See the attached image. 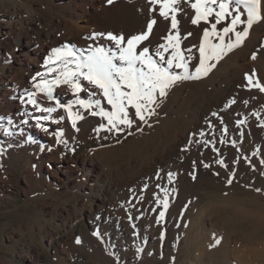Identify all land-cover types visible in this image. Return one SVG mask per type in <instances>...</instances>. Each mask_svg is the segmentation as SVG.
Here are the masks:
<instances>
[{
  "label": "rangeland",
  "instance_id": "rangeland-1",
  "mask_svg": "<svg viewBox=\"0 0 264 264\" xmlns=\"http://www.w3.org/2000/svg\"><path fill=\"white\" fill-rule=\"evenodd\" d=\"M191 3L195 0H181V11L174 14L180 50L194 72L209 26L191 22L195 17ZM161 7L153 0H0V89L2 79L11 80L8 87H13L11 95L0 96V112L12 121V125L0 121V148L4 149L0 153V264H209L208 257L215 252L216 264H264V238L237 244L227 228L238 224L243 235L255 228L256 218L264 221V163L261 175L251 174L253 164L241 167L246 156L233 157L232 163L228 154L232 138L221 135L225 127L239 135L244 132L240 126L233 128L239 116L264 121V92L252 87L260 94L254 97L262 109L250 115L245 104L251 98L241 93L249 88L248 82L234 65L235 59L238 65L247 62L264 84V18L254 40L240 53L233 48L218 61H210L216 66L206 76L178 81L166 96L157 95L154 114L145 121L129 106L134 123L122 125L119 133L100 127L107 120L92 115L95 105L78 104L83 119L76 121L75 128L68 112L57 107V99L61 104L77 97L91 101L86 90L92 84L83 77L79 92L60 84L53 88L55 99L49 101L34 88L56 75L47 73L45 65L52 48L68 44L85 55L90 47L115 49L107 33L123 35L121 47H126L127 39L146 32L151 20L156 23L148 39L135 50L138 54L148 48L154 60L168 67L173 49L164 52L163 60L156 53L160 45L168 44V35L176 36L177 29L171 27L173 13L164 18ZM87 14H92L89 24L83 20ZM230 19L218 23L217 31L223 34ZM208 20L216 23L214 16ZM243 27L238 25L236 31ZM234 40V33L225 37V43ZM38 60L40 65L35 64ZM224 60L229 62L224 65ZM220 67L227 69L216 75ZM171 71L183 74L175 64ZM61 89L74 97L62 100ZM29 91L37 92L41 108L57 107V111L46 113L27 103ZM91 98L112 110L101 89ZM226 105L236 106L233 121L219 113ZM47 115L52 119H36ZM61 116L64 120L56 123ZM258 125L264 136V124ZM4 126L14 134H5ZM61 130L66 143L58 144L56 132ZM255 148L264 154V143ZM221 160L223 164L218 163ZM163 189L168 191L167 210L157 203V196L164 198ZM224 244L229 245L223 248ZM224 249L227 261L222 262Z\"/></svg>",
  "mask_w": 264,
  "mask_h": 264
},
{
  "label": "snow or ice",
  "instance_id": "snow-or-ice-1",
  "mask_svg": "<svg viewBox=\"0 0 264 264\" xmlns=\"http://www.w3.org/2000/svg\"><path fill=\"white\" fill-rule=\"evenodd\" d=\"M108 2L111 3L112 0H108ZM180 2L181 0H153V3L162 4L160 14L164 18H168L170 12L173 13L171 15V27L177 29L176 36L168 35L166 37L168 44L160 45L156 53L163 60L164 52L168 51L169 48L173 49L172 58L166 61L168 67L161 66L154 60L149 55L148 48H144L138 54L135 50L137 44L148 39L152 27L156 23L155 20H151L147 25L146 32L127 39L126 47H121L125 42L123 35L117 36L107 33L108 40L115 42V49L105 48L104 46L90 47L85 55L83 51L77 54V51L68 44L52 48L45 59V65L47 73H56V75L51 80L43 79L39 83L34 84V88L38 92L45 93L48 100H53L55 99L53 96V88L55 86L67 84L73 92H79L81 90L79 81L83 77L102 90L103 96L107 99V104L112 107V110L109 111L102 107L99 99L85 101L77 98L76 100H69L67 104H61L57 99V107L63 108L68 112L69 117L72 118V126L75 128L76 121L83 119V117L72 111L73 104H79L84 108H91L95 105L97 111L92 112V115L105 117L107 120V124H102L100 127H107L109 131L115 130L119 133L123 131L122 125L130 127L134 123V120L129 115V106L135 109L134 115L140 121H145L146 116L154 114L152 105L156 104L157 95L160 97L166 96L167 90L178 81L199 79L201 76H206L216 66L215 63H210V61H218L227 52L241 45L249 35V30L252 28L253 23L264 18L261 15L264 0H195V3H191V8L195 9V17L191 21L193 24H198L202 20L208 21L210 16H214L216 21V23L211 24V31L208 29L204 30L205 43H202L199 47V63L195 66L193 72L189 70L187 59L179 47V21L174 13L181 11L178 6ZM241 7L244 11H241ZM245 13L246 19H242ZM229 17L231 18L230 24L222 29L223 34H221V32L217 31V24ZM238 25H244L242 31H236ZM230 33H234L235 40L225 43V37ZM93 35L100 37L105 34L94 33ZM188 35H191V33ZM210 36L218 37L219 43H211L209 41ZM252 59H256L255 52L252 55ZM173 64H175L176 68L183 69V74L172 72L171 66ZM254 77L255 73L245 74L248 82L247 86L249 88H258L261 92H264V84H261L258 78L254 82ZM35 79L33 77V80ZM36 94V91L27 92L26 102L35 105L38 110L46 113L57 111V107L41 108L37 102ZM232 103H235L234 99ZM213 115H216V113H213ZM5 119L8 120L9 124L12 123L11 118L0 116V121ZM36 119L39 122L41 120H50L52 117L47 115L36 117ZM62 120H64L63 116L55 122L59 123ZM22 123L26 124L27 120L22 121ZM238 123L243 124L244 121H238ZM43 130L48 131L47 128ZM223 131L227 132V127ZM20 132L22 134L23 129H20ZM8 134L12 135L14 133L9 131ZM200 135L203 136L204 133L201 132ZM62 136V130L56 132L58 144L66 143V141L61 139ZM28 139L31 141L32 138L29 136ZM232 143L235 144V141ZM3 151L4 149L0 148V153H3ZM218 163L223 164V161H218ZM261 163H264V161H261ZM205 167H208V165H205ZM168 175L171 178L173 174L169 173ZM228 183L231 184L232 180H228ZM162 191L164 192V198L160 199L157 196V203L163 205V208L167 210L169 206L168 191L167 189ZM256 191L259 192L261 190L257 188ZM163 216L164 211H161L160 217L163 218ZM76 242L80 243V240L77 239Z\"/></svg>",
  "mask_w": 264,
  "mask_h": 264
},
{
  "label": "bare ground",
  "instance_id": "bare-ground-1",
  "mask_svg": "<svg viewBox=\"0 0 264 264\" xmlns=\"http://www.w3.org/2000/svg\"><path fill=\"white\" fill-rule=\"evenodd\" d=\"M242 9L243 8L241 7V10ZM261 15H262V17H264V6H262V13H261ZM83 20H84V23L85 24L91 23L92 22V14H87V16ZM212 23L213 22H210L209 20L208 21H203L202 20L198 24L199 25H204L205 27L206 26H209L206 29H208L209 31H211V24ZM261 25H262V19H260L259 21H256V22L253 23L252 28L249 30V35L244 39V42L241 45L237 46L239 48L236 51L237 53H240L244 49V47H246L248 44H250L254 40L255 35H256V32L261 27ZM75 30H76V28H75ZM217 30H218V26H217ZM79 31L80 30H78V32ZM71 34H77V33H73L72 32ZM214 39H215V36H210L209 37V41L211 43H213V44H214ZM229 58H231L230 55H229V57H228L227 60H229ZM35 59H37V58H35ZM227 60L226 61L224 60L225 61L224 65L229 62ZM32 61H35V60H32ZM237 62H238L237 59H235L234 65L237 68H239L244 74H253V73L256 72V71L255 72L252 71V68H250V66H249V64L247 62L242 63V64H239V65H238ZM35 64L36 65H40V61L38 60ZM225 69H227V68H225ZM224 70L222 69V71H221V67H220V69L217 70L215 73H216V75H218L219 73L222 74V73L225 72ZM9 76L11 77V75H9ZM18 76H19V74H18ZM256 78L260 79L257 76V73H255L254 80ZM1 83L4 84V87H2L0 89V91L3 92L2 94H0V96L1 95H6V94L7 95H11L12 92H13V90H12L13 87H12V89H9L10 87H8V85L11 83V80L4 81V79H2ZM125 90H127V89H125ZM99 91H100V89L98 87H96L95 85H93V84L90 85L89 89L86 90V92L88 93V98L91 101H94L95 100V99H92L91 98V95H94V96L96 95L97 96V94H99ZM241 93L242 94H245L247 97H250L251 98L249 100V102L245 104V107L246 108H249L250 115L253 114V113H255L256 111H259L260 109H262L260 107L261 106L260 101L257 100L256 97H254L255 94H258L259 93L257 90H255L253 88L252 89L251 88H247V89H244V91H241ZM58 95H59V97L62 100L64 98H67V97H70V96L71 97H74L72 93H68L67 91H65L63 89H61V90L58 91ZM259 95L260 94H258L256 96H259ZM44 98H45V96H44ZM47 101H49V100H47ZM77 106H78V104H73V106H72V111L74 113H78ZM234 109H236V106L235 105H233V106L226 105L219 113L225 114L226 117H228L231 121H233L234 118L236 117L234 114H232ZM0 111H2L1 108H0ZM66 114H67V112H66ZM0 116L4 117L3 112L2 113L0 112ZM240 118H241V116L236 117V119H237L236 122L237 123L234 120L233 128L236 129L237 127L240 126L241 128L244 129V132L242 134L239 135V134H237V131H236V133L233 132V131H231L230 130L231 127L230 128H227V132L221 133V135L227 137V139L228 138H232L231 141H230V148H229V151H228V154L230 155V160L232 161L233 159H235L233 157H240V154L243 155V156H246V161L245 160H242L241 161V165H242L241 167L242 168H244V167L247 168V167L250 166L249 164H253V167L251 166V168H250V169H252L251 170L252 171L251 174L254 175V174L257 173V174L261 175V173L263 174V172H262V170H263V168H262L263 167V163H261V161H263L262 159L264 157V154H261L260 151H259V149H256L255 146L259 145L261 147L262 144L264 143V136L260 134V130H261L260 128H262V126L261 125H258L259 122H262L264 124V121H258L257 122V120H255V118L253 116H248V117L241 118V119ZM239 119H240V121H244V125H240L238 123ZM2 121H8V120L5 119V120H2ZM2 128H3L5 134L8 133L9 128L7 126H4ZM233 141H235V144L232 143ZM10 143H13V142L11 141ZM251 145H253L252 148H250ZM240 151H241V153H240ZM246 152L247 153L249 152L248 155L246 154ZM232 163H233V161H232ZM254 221H257V222L254 223V225H256L257 227L255 226V228L253 230H251L248 234H243V235L237 230L238 224H237V226H232L231 223L228 224L227 225V228H228L229 231L232 232V235H231L232 242L238 244L239 242H241L243 240H246V241H257L259 239L264 238V236H262V234L264 233V221H260L258 218H256ZM228 245L229 244H224L223 248H225V246L227 247ZM223 248L221 250H223ZM216 253L217 252H215L212 256H209L208 257V263L209 264H216V261H217V258L215 257L216 256ZM227 254H228V250L226 251L224 249V255L225 256L223 255L222 262L223 261H227L226 260ZM179 264H181V263H179Z\"/></svg>",
  "mask_w": 264,
  "mask_h": 264
}]
</instances>
